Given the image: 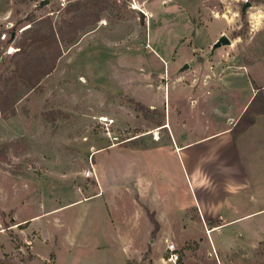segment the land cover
Returning a JSON list of instances; mask_svg holds the SVG:
<instances>
[{"label":"rangeland","instance_id":"374dc122","mask_svg":"<svg viewBox=\"0 0 264 264\" xmlns=\"http://www.w3.org/2000/svg\"><path fill=\"white\" fill-rule=\"evenodd\" d=\"M33 28L62 31L65 40L18 51ZM222 35L231 43L214 49ZM59 51L35 87L14 72L17 61L27 73L48 67ZM155 53L169 70L158 67ZM237 70L264 84V0H0V99L15 108L0 112V264H264V241H254L264 239V211L240 223L251 222L248 232L210 233L198 222L185 232H150L154 216L139 210L138 173L163 191L166 182L164 167L144 169L133 150L141 131L165 119L164 97L155 98V110L137 100L142 82H210L209 99L195 102L194 114L208 115L214 129L233 122L238 100L225 98L218 112L212 81L234 80ZM171 101L168 122L176 117ZM105 116L114 119L110 131L100 123ZM257 140L254 161L264 170V137ZM126 168L129 188H113ZM212 169L203 171L216 176L221 167ZM187 193L177 191L175 201ZM257 197L239 201L236 211L264 206Z\"/></svg>","mask_w":264,"mask_h":264},{"label":"crops","instance_id":"0c3cea01","mask_svg":"<svg viewBox=\"0 0 264 264\" xmlns=\"http://www.w3.org/2000/svg\"><path fill=\"white\" fill-rule=\"evenodd\" d=\"M153 60L160 68L161 63H165L163 69L169 70L168 59L155 53ZM245 72L243 70L235 71L234 80L212 81L214 84L211 97L213 102L210 101V103L216 106L218 112L226 109V106L223 107L226 104L225 98H232L233 105H236V100H238V108L230 116L233 118V122L224 123L225 125L221 127L214 125V129H212L213 127L210 129L208 115L206 117L200 115L201 119H199L195 116V114L199 116V112L194 114V111L199 108L195 102L203 103L205 98L209 99V94L207 95L206 91L210 90V82L206 81V84L203 81L192 84H185L181 80L165 82L163 77L161 84L142 82L145 90L138 93L137 100L140 103L155 110L158 103L155 98L160 96L165 100V119L162 124H156L154 131L146 130V128L141 131L138 135L137 148L133 149L138 151L140 166H144V169L149 168L150 164L159 170L162 167L165 168V174L161 176L167 178H165L166 182L162 184L165 187L164 191L146 175L138 173L137 176V192L139 200L143 204V208L139 206L140 213L148 217L150 211L154 216L155 225L148 219L151 226L150 232L156 230V227L158 232H185L187 230L185 226L193 227L195 222H198L202 228L206 225L208 232L211 233L212 231L223 232L224 229L230 232H248L246 228L251 226V222L240 223L258 212L264 211V206L253 210L246 209L244 212L236 211L242 206V204H238L239 201L258 199V193L264 196V170L256 168H259L260 165L254 161L255 156H253L255 150L261 145L257 139L264 137V113L258 114L255 122L239 135L235 136L232 132L233 127L252 103L259 90L264 96V84L252 76L253 80L246 81L244 76L248 77V75ZM197 90L199 94H196ZM168 97L169 103H172L173 97L176 114L175 119H170L169 122L167 118ZM182 103H185V109L180 106ZM171 109L169 107L170 111ZM180 109H182V113L179 112ZM151 134H154L155 137H153L152 143L148 140L149 144H146L145 142ZM140 138L142 139L140 140ZM109 148L120 147L113 145ZM163 154L164 159L162 158ZM149 155L154 158V161L149 160ZM221 156L227 159L221 162L219 159ZM205 166L212 167L213 172H217L219 167L221 170L216 176L211 173L206 175V172L203 171ZM174 173L181 178L184 175L185 179L177 182L173 178ZM156 182L158 183V180ZM130 183L128 168L121 172L120 178L112 181L113 185L116 184L113 188L122 184L125 185L124 188L128 189ZM179 190L183 194L189 191L185 202L175 201V193ZM194 192H196V197ZM207 193L211 197H208ZM141 216L145 220L144 216ZM235 224L240 225L232 227L236 226ZM254 241H264V239L257 238Z\"/></svg>","mask_w":264,"mask_h":264},{"label":"trees","instance_id":"16d2710c","mask_svg":"<svg viewBox=\"0 0 264 264\" xmlns=\"http://www.w3.org/2000/svg\"><path fill=\"white\" fill-rule=\"evenodd\" d=\"M76 9L73 7L72 10ZM95 20L92 19L84 24H82L81 28H85L86 25L89 23H93ZM58 40H65L64 35L59 31L52 30L48 34L41 33V28H33L29 35L23 37L22 41L20 42L19 50L23 52H28V49L31 46H35L36 48H56L53 45L54 42ZM61 56V52L59 51L53 57L52 65L48 67H44L43 69H34L30 73L25 72L26 68L20 64V61H17L15 64L14 72L18 77L23 78L26 83H28L31 87L37 86L42 78L49 73L55 67L56 60ZM1 92H4V89H1ZM259 99V105L256 104V101ZM0 112L5 115H9L11 113H15L14 104H10L5 99H0ZM264 113V96L259 92L255 95L252 103L247 107L244 114L241 116L239 121L233 127L232 132L235 136L239 135L241 132L246 130L250 125L255 122V118L258 114Z\"/></svg>","mask_w":264,"mask_h":264},{"label":"built area","instance_id":"2783aa9c","mask_svg":"<svg viewBox=\"0 0 264 264\" xmlns=\"http://www.w3.org/2000/svg\"><path fill=\"white\" fill-rule=\"evenodd\" d=\"M65 1V0H63ZM100 123L103 124L108 131H110V126L114 123V119L105 116L100 118ZM168 248L171 251V254L169 256V260L176 262L179 258L178 253L175 251V245L174 243L168 244Z\"/></svg>","mask_w":264,"mask_h":264},{"label":"water","instance_id":"95a60500","mask_svg":"<svg viewBox=\"0 0 264 264\" xmlns=\"http://www.w3.org/2000/svg\"><path fill=\"white\" fill-rule=\"evenodd\" d=\"M231 40L226 35H222L215 43H214V49L217 47L223 45V44H230ZM187 67V65H186Z\"/></svg>","mask_w":264,"mask_h":264},{"label":"bare ground","instance_id":"6f19581e","mask_svg":"<svg viewBox=\"0 0 264 264\" xmlns=\"http://www.w3.org/2000/svg\"><path fill=\"white\" fill-rule=\"evenodd\" d=\"M135 8H137L138 9V7H135ZM211 233V232H210Z\"/></svg>","mask_w":264,"mask_h":264}]
</instances>
